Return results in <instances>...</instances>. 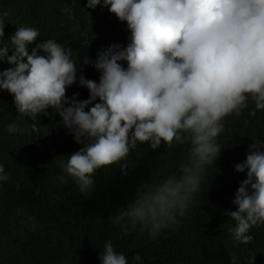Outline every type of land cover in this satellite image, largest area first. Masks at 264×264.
<instances>
[{
  "label": "clouds",
  "instance_id": "1",
  "mask_svg": "<svg viewBox=\"0 0 264 264\" xmlns=\"http://www.w3.org/2000/svg\"><path fill=\"white\" fill-rule=\"evenodd\" d=\"M97 6L126 22L131 33L127 47L113 44L95 61L84 60L100 73L98 83L78 78L70 48L55 39L36 43L40 33L30 26L17 28L6 41L0 21V63L11 66L0 72V90L14 97L21 120L7 131L36 129L48 109L57 113L61 126L83 145L61 166L85 196L95 190L98 171L118 166L126 174L138 145L153 151L162 144L186 145V161L175 172L143 183L109 218L122 232L139 227L156 238L186 215L214 168L227 118L242 115L250 101V116L264 110V0H87V8ZM74 84L86 88L89 99H69L66 91ZM25 118L32 123L21 127ZM252 140L245 161L234 165L237 173L246 172L232 201L237 210L225 213L234 222L232 240L244 245L254 239L251 230L264 225V141ZM9 179L0 164V183ZM27 221L39 226L34 217ZM99 260L129 264L110 240ZM141 260L137 254L132 264ZM231 264H238L234 254Z\"/></svg>",
  "mask_w": 264,
  "mask_h": 264
},
{
  "label": "trees",
  "instance_id": "2",
  "mask_svg": "<svg viewBox=\"0 0 264 264\" xmlns=\"http://www.w3.org/2000/svg\"><path fill=\"white\" fill-rule=\"evenodd\" d=\"M0 21L6 41L17 28L30 26L40 33L36 43L55 39L70 48L78 78L82 74L97 83L100 73L84 60L95 61L113 44L127 47L131 36L126 22L108 8H87V0H0ZM35 46L29 45V50ZM9 67L0 63V72ZM73 95L79 101L89 99L88 90L78 84L66 91L69 99ZM253 109L250 101L242 115L227 118L218 137L219 158L207 170L186 215L152 238L139 227L122 232L109 218L133 200L143 183H158L175 172L186 161V145L162 144L155 151L138 145L127 159L126 174L118 166L100 170L95 190L81 195L61 165L83 145L61 126L52 109L37 118L36 129L9 133L7 126L21 120L14 97L0 90V164L10 176L0 183V264H100V251L109 240L129 264L137 254L141 264H231L233 254L238 264H249L253 256L254 264H264V225L251 230V243L237 244L229 232L234 222L225 215L237 210L232 201L246 179V172L237 173L234 165L245 161L252 139L264 141V110L253 117ZM31 123L25 118L21 127ZM27 217H34L39 226H28Z\"/></svg>",
  "mask_w": 264,
  "mask_h": 264
}]
</instances>
